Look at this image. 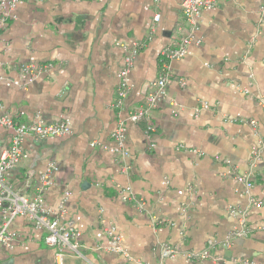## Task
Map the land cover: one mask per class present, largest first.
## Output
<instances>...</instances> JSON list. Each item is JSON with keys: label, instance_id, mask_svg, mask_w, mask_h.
Instances as JSON below:
<instances>
[{"label": "crops", "instance_id": "1", "mask_svg": "<svg viewBox=\"0 0 264 264\" xmlns=\"http://www.w3.org/2000/svg\"><path fill=\"white\" fill-rule=\"evenodd\" d=\"M261 1L219 0L204 12L194 34L199 43L192 42L183 58L170 63L167 98L151 111L150 122L139 123L128 117L156 80L159 55L172 41L182 0H39L0 10V117L62 122L71 131L45 139L25 136L21 160L5 173L14 190L33 198L39 176L56 164L41 205L55 211L68 192L64 220L73 221L79 233L77 253L68 252L62 264H156L163 243L199 252L208 240L220 245L238 228L232 208L245 213L251 232L228 250L217 246L223 260L204 264H264L259 230L264 227V151L255 168L249 167L264 139ZM156 14L159 21L153 23ZM139 43L144 47L127 77L129 95L121 109H113L126 50ZM46 63L53 69L31 82L18 72L22 64ZM121 122L127 158L115 152L111 139ZM11 135L0 125V154ZM249 173L253 186L246 192L233 178ZM119 187H129L143 207L122 202ZM12 229L18 238L11 249L0 247V264H55L44 234L26 219L16 218ZM110 229L130 260L113 251ZM161 264L197 263L179 255Z\"/></svg>", "mask_w": 264, "mask_h": 264}, {"label": "built area", "instance_id": "2", "mask_svg": "<svg viewBox=\"0 0 264 264\" xmlns=\"http://www.w3.org/2000/svg\"><path fill=\"white\" fill-rule=\"evenodd\" d=\"M39 0H0V10L9 12L19 2H36ZM219 4V0H182L180 4L181 16L174 28V33L171 43L166 46L159 55L157 77L152 83L151 90L147 93L143 105L131 113L128 120L132 123H139L143 120L150 122V114L156 106L167 98V83L171 77L170 63L173 60L183 58L187 53L188 46L194 42L198 44L199 41L195 39L194 34L198 30L201 16L204 12L215 9ZM258 31L264 25V0L261 1L258 7ZM159 21V15L153 17V23ZM154 24L151 26L152 31ZM144 47L143 43L134 44L126 50V55L123 60V67L118 74V85L115 99L112 103L113 109H121L125 100L129 95V86L127 77L131 71L133 59ZM53 65L46 63L43 65L22 64L18 66L20 75L27 78V81L47 75ZM252 79V76L249 75ZM260 102L263 103L261 100ZM170 106L173 109L172 114L176 116L177 106L175 102L170 101ZM201 107L205 108L206 104ZM240 122H247L240 120ZM249 124L254 125V122L248 121ZM0 125L10 129L12 132L9 146L0 154V247L11 249L15 244L18 234L12 229L13 222L16 218L22 217L28 221L31 228L35 232L44 234V245L54 251L55 264H62L64 256L68 252L77 253V245L74 241L79 237L78 231L75 229L73 221L64 220L65 203L70 196L65 192L62 200L55 211L45 209L41 205V197L44 192L52 184V177L58 171L55 163H50L44 172L39 176V184L33 198H29L18 190H14L12 184L6 179L5 173L13 166L19 163L23 156L22 140L25 136H32L36 139H45L50 137H60L69 135L70 129L62 122L43 123L40 120L29 123H17L7 116L0 117ZM125 125L119 123L115 130L111 133V139L116 144L115 152L122 158L128 157V152L125 149ZM153 133V126L149 123L146 128V134L149 137ZM95 142L90 144L95 147ZM150 147H153L151 145ZM182 149V147H181ZM264 151V139L258 144L252 158L249 162L251 169L255 168L256 163L259 162L260 154ZM192 153L201 156L202 154L192 150ZM234 182L249 192L253 186L251 180V173L248 175H235ZM166 183V182H165ZM118 198L124 203H133L137 208L143 207V202L138 200L129 187H119L116 190ZM253 206H259L260 203L251 200ZM231 213L236 217L238 228L231 230L224 241L220 243L222 250H228L232 242L237 238H245L250 234V228L246 225L245 213L239 209H231ZM156 223L163 224V221L157 220ZM264 232V227L259 228ZM108 236L111 238L114 248L113 251L122 254L125 258L130 260L128 255L120 247L121 238L114 233L113 229L108 231ZM216 242L208 240L206 247L199 251L183 252L180 247L163 243L159 247V262L174 258L176 256H183L188 262L204 264L207 260L218 261L223 260L215 253ZM89 264V263H88Z\"/></svg>", "mask_w": 264, "mask_h": 264}]
</instances>
